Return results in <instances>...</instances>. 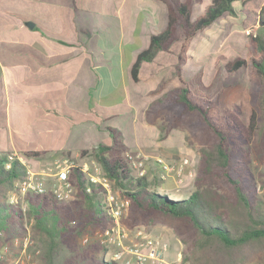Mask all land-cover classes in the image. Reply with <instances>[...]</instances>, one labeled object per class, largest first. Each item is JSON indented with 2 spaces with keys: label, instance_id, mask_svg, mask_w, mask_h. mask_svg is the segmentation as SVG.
<instances>
[{
  "label": "trees",
  "instance_id": "16d2710c",
  "mask_svg": "<svg viewBox=\"0 0 264 264\" xmlns=\"http://www.w3.org/2000/svg\"><path fill=\"white\" fill-rule=\"evenodd\" d=\"M158 1L166 8V26L150 35L148 46L137 53L130 73L138 80L143 62L152 61L159 51L177 45L176 75L180 83L148 105L145 121L149 124L159 121L166 131H186L188 141L197 144L196 187L183 198H169L165 191L171 190L173 184L158 176L159 166L158 173L137 176L127 156L128 146L112 127L107 128L111 142H98L90 153L113 189L128 199L121 221L129 230L164 218L173 223L172 229L184 246V262L248 264L258 252L264 255V212L257 188L258 182L263 186L260 177L264 175V166L259 168L264 165V0L256 13V31L239 32L250 39L249 55L216 57L224 62L223 70L228 74L241 68L246 70L248 112L236 101L221 109L224 85L213 88L211 81L192 89L182 76L194 36L221 16L235 13L233 5L237 0H210L194 19L191 18L193 5L202 0ZM245 1L241 0V4ZM113 109L92 105L90 119L98 121L97 112L109 114L108 110ZM129 110L128 105L122 108L123 112ZM87 152L82 149L80 154ZM8 153L11 152L0 150L3 240L22 236L29 227L42 264H116L104 259L106 247L93 238L96 230L112 224L101 187L93 185L88 192L84 174L74 167L69 173L71 198L61 201L50 189L42 193L27 192L23 195L24 209L19 201L10 203L8 198L10 192L17 190L18 181L24 179L26 167L15 158L6 168ZM43 154L28 147L19 152L25 161ZM84 235L90 237L87 243L81 242ZM262 255H257V264H264Z\"/></svg>",
  "mask_w": 264,
  "mask_h": 264
},
{
  "label": "crops",
  "instance_id": "0c3cea01",
  "mask_svg": "<svg viewBox=\"0 0 264 264\" xmlns=\"http://www.w3.org/2000/svg\"><path fill=\"white\" fill-rule=\"evenodd\" d=\"M209 1L194 3L191 18L201 14ZM230 20L225 14L199 32L222 25L219 41L229 45L230 34L246 32L249 23L245 15L236 20L237 26ZM166 23L165 5L158 0H0V101L4 106L0 112L4 113L0 114L4 121L0 124V150L17 154L23 147L41 150L44 154L33 161L41 159L47 164L60 153L75 157L98 142H111L108 127L122 135L111 119L125 114L133 122L127 138H121L128 151L141 147L158 153L164 144L159 141L156 125L145 121V110L180 83L176 75L177 45L142 63L136 81L145 93L138 104L130 98L124 102L128 95L124 94L123 81L137 53L148 46L150 35L163 30ZM142 73L147 78L141 80ZM86 75L90 83L83 85L81 81L84 88L69 85ZM227 88L225 94L233 91ZM116 90L123 98L113 104L120 106L113 109L111 104L114 112H97L98 121L91 120L92 105L106 108L103 100ZM124 105L130 110L123 112ZM138 125L143 131L140 137ZM29 126L43 132L49 143L18 145L13 130ZM73 134L75 144L70 143Z\"/></svg>",
  "mask_w": 264,
  "mask_h": 264
},
{
  "label": "rangeland",
  "instance_id": "374dc122",
  "mask_svg": "<svg viewBox=\"0 0 264 264\" xmlns=\"http://www.w3.org/2000/svg\"><path fill=\"white\" fill-rule=\"evenodd\" d=\"M262 1L263 0H247L241 4V0H237L233 5V7L236 9V12L227 14L229 19H232L228 22H231L232 24L234 23L237 26L239 22L236 20L240 19L242 15H245V18L249 20L248 26H246V32L251 31L254 33L257 28L256 13ZM240 9L245 10V13L243 11L240 12ZM223 28L224 26L222 25L208 27L205 32H199L195 36L194 41L188 50V61L182 66V76L184 79H186L188 83H190L192 89L201 88L202 84H207L211 81H214L213 88H216L218 85H224L225 87H228L227 90L233 91L226 94L223 92L220 95L221 109L230 106L231 101H236L242 104L244 112H248V78L246 70L244 68H241L234 73L228 74L223 70L224 62L218 61L216 57L218 54H224L227 57L249 55L251 50V47L249 46L250 39L244 34L241 35V33H239L241 31H234L232 34H230L232 41H229V45L227 43H224V40L220 43L218 37L221 31H223ZM142 46L143 43L140 42L139 47ZM125 51L127 50H124V52ZM146 66L147 65L144 64V68ZM125 67L127 68L126 64ZM145 78H147V76L145 75V73H142L141 80ZM81 81H83V85H88L90 83V78L86 75L84 77V80H82V78H77V80L71 81L69 85L72 87L84 88L85 86H82V84H80ZM142 88L143 86L139 83V81L137 82L136 80H134L131 76V73L128 71L126 80L123 81L124 94L128 95V97H124V102H127V98H130L133 102L138 104L139 101L143 99L141 95H144L145 93L144 91H142ZM120 95L121 93L119 90L114 91L110 95V97L103 100L105 103V107L110 108V105L113 104L115 101H117V103L120 102V100L123 98L122 95ZM119 106L120 105L118 104H113L112 108H118ZM3 109L4 106L0 101V112H3ZM112 111L114 112L115 110H108V113H112ZM122 115L123 116L121 117H113V119H111V122L116 123L117 126L121 128L122 135H120V137L127 138L126 133L130 130V128L133 127V122L129 121L128 118L125 117V114ZM1 117L2 116H0V124L4 122ZM155 125L159 135V141L164 144L159 146L160 151H157L158 153L153 154L149 151L142 150L143 148L141 147H138L135 151H140L147 154L151 160H153L157 156L163 157L166 161L170 162L171 164H174L175 162H178L183 158H187L188 164L187 166H185V172L182 175L178 176L174 170L163 174L162 171H160L158 174V176L162 177L164 180L172 181V189L165 191V194L169 198H183L187 196L196 187V185L194 184V177L199 159L198 146L197 144L190 143L188 141L186 131H166L161 126V123L159 121H157ZM137 128V131H139L138 135L140 137V133L143 131L140 125H138ZM35 130L36 129L31 128V126L24 129L13 130V136L16 139L18 145L22 144L30 147H35L41 146L42 144H48L50 141L49 138L45 136L43 132H40L38 129L36 131ZM81 137L82 136H80L79 138ZM85 138L89 139V136L86 135ZM76 141L77 137L75 136V134L71 135L70 143L75 144ZM87 150L88 152L84 155L78 153V158L81 161H86L87 163H89V165H91V168H97L99 170H102L101 165L92 157V154L90 153L92 149L90 148ZM57 155L58 157L55 158V160L70 157L65 153H60ZM36 159L29 158V161H25V163L28 167L34 170H39L41 167L51 166L54 162V160H52L50 164H47L48 162L41 161V159H39V161H33ZM252 162L254 165L257 164L255 161ZM262 166L264 165H260L259 168L262 169ZM154 171L158 173L159 170L157 169V166L154 165L151 161L148 162L146 164V173H151ZM189 171H191L192 175L188 174ZM44 179L46 188L49 189L53 184L54 179L51 175H45ZM260 179L263 181V186H260L261 183L258 182L257 188L258 196L261 198L262 202L261 208L264 212V175H262ZM17 197L18 201L25 209L26 204L23 195H17ZM172 224L173 223L167 219L159 218L156 223L148 226H141L139 229H142L144 232H147L150 235L157 236L163 242L167 243V248L163 251V257L165 260H183L184 246L174 233L172 229ZM93 238H95L94 234ZM13 239L14 237L9 239L8 241H4L3 236H0V264H14L15 259L18 256V249L16 247L17 244L13 243ZM5 244H7L6 249L4 248ZM29 249L32 254L29 263L42 264L39 260L38 251L34 247L33 242ZM257 255L262 254H259L258 252ZM257 255L248 264H257Z\"/></svg>",
  "mask_w": 264,
  "mask_h": 264
},
{
  "label": "built area",
  "instance_id": "2783aa9c",
  "mask_svg": "<svg viewBox=\"0 0 264 264\" xmlns=\"http://www.w3.org/2000/svg\"><path fill=\"white\" fill-rule=\"evenodd\" d=\"M127 156L130 158V164L137 176L145 175L146 164L150 161L161 168L162 174L174 170L178 176L185 172V166L188 164L187 158H183L174 164H171L160 156L151 160L147 154L140 151H128ZM15 158L25 165L26 175L24 179L18 181L17 190L11 193L9 197L10 203L18 202L17 195H24L27 192H45L47 190L44 181L45 175H51L54 179L53 184L49 188L53 195L61 201L68 200L72 197L73 191L69 181V173L72 168L76 167L86 178V190L88 192L93 185L101 187L107 213L112 219L110 227L104 230H96L94 233L95 239L102 246L106 247L104 259L114 261L116 264H188L180 259L165 260L163 251L167 248L166 242L139 228L129 230L122 223L121 217L126 211L129 201L113 189L110 179L103 170L91 168L89 163L81 161L78 156H75V158L66 157L56 159L51 166L34 170L28 167L25 159L15 152L7 154L5 167L9 168L11 161ZM188 174L192 175L191 171ZM0 236H2L1 231ZM89 239L90 237L88 235H84L81 241L82 243H87ZM32 242L29 227L24 235L14 237L13 243L17 244L16 247L18 249V256L14 264H30L32 254L29 247L32 245ZM4 248H7V244L4 245Z\"/></svg>",
  "mask_w": 264,
  "mask_h": 264
},
{
  "label": "water",
  "instance_id": "95a60500",
  "mask_svg": "<svg viewBox=\"0 0 264 264\" xmlns=\"http://www.w3.org/2000/svg\"><path fill=\"white\" fill-rule=\"evenodd\" d=\"M29 24H30V26H32L33 24H32V22H29Z\"/></svg>",
  "mask_w": 264,
  "mask_h": 264
}]
</instances>
